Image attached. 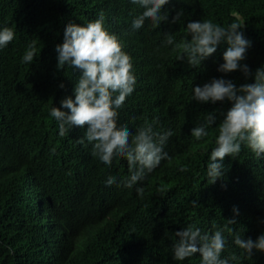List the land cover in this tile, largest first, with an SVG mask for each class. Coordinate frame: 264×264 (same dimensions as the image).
<instances>
[{"label":"trees","instance_id":"obj_1","mask_svg":"<svg viewBox=\"0 0 264 264\" xmlns=\"http://www.w3.org/2000/svg\"><path fill=\"white\" fill-rule=\"evenodd\" d=\"M143 11L131 0H0V29L15 32L0 49V264H201L199 253L184 261L173 258L175 233L189 225L209 235L223 230L221 258L238 257L230 264H264V252L253 249L249 255L234 243L236 233L253 241L264 234V156L242 145L238 156L224 158L225 174L211 184L209 156L232 103L193 100V89L214 78L237 87L255 82L256 70L264 68V0H170L162 12L167 21L153 29L146 20L133 29ZM101 14L105 28L125 45L136 78L118 123L133 134L145 120L157 122L154 131L174 132L164 146L170 159L131 188L122 183L129 176L124 157L103 164L91 144L78 142L86 129L74 126L61 136L50 116L61 100L75 99L81 75L67 65L57 70L56 45L63 43L69 23L87 25ZM203 20L244 25L251 47L241 64L250 75L217 70L226 42L200 67L179 59L182 48L166 44L165 34L177 44L190 40L187 23ZM33 41L38 55L22 63ZM208 112L217 121L197 141L191 130L205 123ZM109 176L117 183L106 186ZM233 218L236 223L227 225Z\"/></svg>","mask_w":264,"mask_h":264},{"label":"clouds","instance_id":"obj_2","mask_svg":"<svg viewBox=\"0 0 264 264\" xmlns=\"http://www.w3.org/2000/svg\"><path fill=\"white\" fill-rule=\"evenodd\" d=\"M169 2L170 0H131V3L144 9L132 21V28H142L146 20L150 21L153 29L158 28L168 19L167 13L162 12ZM182 16L181 10L172 18V22H179ZM104 20V15L101 14L87 25L69 23L66 26L63 43L57 44L55 48L57 70H64L67 65L80 70L81 75L74 88L75 99L67 97L61 100L59 108L52 107L50 116L58 122L61 136L69 133L74 126L86 129L78 142L83 144L86 140L91 144L92 155L98 157L103 164L111 166L114 158L124 157L129 176L122 183L124 187L131 188L144 180L146 174L156 169L162 160L170 159L164 146L174 132L170 129L164 132L154 131V124L157 122L149 123L145 120L144 125L133 134L126 125L118 123V110L134 92L136 78L132 58L123 50L125 45L117 35L105 28ZM243 26L235 22L225 27L212 20L193 21L186 26L190 40L185 38L177 44L172 34H165V40L167 45H175L173 50L183 49L179 59L186 58L191 67H200L205 59L216 52L221 42H226L228 47L223 53L224 63L217 70L222 73L241 70L247 77L250 75L249 67L242 65L241 61L246 59L251 41L245 38ZM14 38L12 28L0 29V49L5 48ZM37 55L36 42L33 41L28 45L21 62L31 64ZM254 80V83L237 87L230 80L214 78L202 87L193 89V100L200 103L215 104L225 100L232 103L219 124L216 146L209 156L207 177L211 184L223 178L226 171L224 158L238 156L242 145L257 157L264 156V68L256 70ZM60 87L63 88V84ZM62 108L68 111H62ZM216 121V115L208 112L205 123L194 127L191 135L197 141L208 137V128ZM116 183V177L109 176L106 180V186ZM136 191L143 195V188H137ZM191 203L197 206L196 201ZM235 223L234 218L227 220V225ZM227 230L233 232L231 228ZM175 236L177 239L172 250L176 261H184L196 253L201 257V264H230V261L238 259L235 254L221 258L226 246L223 230L209 235L200 228L189 225L177 231ZM234 243L249 255H252L253 249L264 252V234L253 241L251 238L244 240L236 233Z\"/></svg>","mask_w":264,"mask_h":264}]
</instances>
